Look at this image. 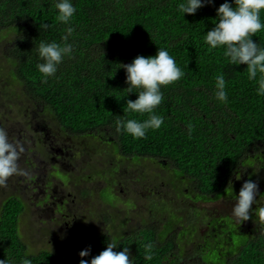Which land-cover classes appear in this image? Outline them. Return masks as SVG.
Wrapping results in <instances>:
<instances>
[{
  "label": "trees",
  "instance_id": "1",
  "mask_svg": "<svg viewBox=\"0 0 264 264\" xmlns=\"http://www.w3.org/2000/svg\"><path fill=\"white\" fill-rule=\"evenodd\" d=\"M72 2L75 31L68 43L73 45V54L45 82L36 67L43 62L36 49L41 42L63 44L66 28L57 20L55 0H0V26L7 30L5 37L14 35L7 46L11 56L6 58L12 64L14 82L26 97L45 104L48 117L66 130L81 136L96 129L110 131L115 152L168 157L181 174L193 175L212 192L228 193L236 159L264 153V96L257 95L258 85L248 79L245 64L228 63L223 48L210 50L204 42L206 32L218 20L216 8L225 0H214L194 15L184 16L178 11L181 0ZM261 20L264 22V11ZM43 23L49 25L47 30L40 28ZM252 38L264 48V31ZM159 47L169 51L184 76L162 88L164 100L155 111L164 124L149 130L145 138L134 139L122 129L117 131L116 121H143L148 116L124 111L127 100H135L138 93H127L121 65L131 63L137 55H155ZM220 74L226 81V103L212 96L215 77ZM26 208L27 202L17 195L7 198L0 209V260L7 259L10 264H20L26 253L31 264H80L81 259L90 264L113 240L118 243L114 251L127 247L134 264H169L170 257L180 255L171 256L176 244L169 240L166 245L160 233L150 229L117 239L100 233L91 240L86 257L66 248L32 251L21 231ZM244 234L249 237L239 255L227 249L226 264H264V233ZM127 237L131 240L126 243ZM149 242L153 245L151 259L146 258L144 249Z\"/></svg>",
  "mask_w": 264,
  "mask_h": 264
},
{
  "label": "rangeland",
  "instance_id": "2",
  "mask_svg": "<svg viewBox=\"0 0 264 264\" xmlns=\"http://www.w3.org/2000/svg\"><path fill=\"white\" fill-rule=\"evenodd\" d=\"M6 34L7 30L0 26V115L8 118L9 114L12 113L15 118L18 109L28 106L29 102L26 98L22 99L26 94L23 88L17 82H14L12 77L11 71L13 67L6 56H11L7 46L8 42L13 40L14 35L8 34L5 37ZM40 113L42 115L39 113L38 115H41L43 120L41 122L49 126L52 125L55 128V121L49 118L45 112ZM15 121L17 120L15 119ZM21 129L23 127L18 125L15 133L16 138L21 135ZM56 132L53 129V133ZM104 133L106 137H112L110 131H104ZM90 134L89 132L88 135L78 136V138L85 146L92 144V155H99V158H93L92 160L85 158L82 163H77L86 167L85 182L83 186H78V174L77 172L72 174L68 190L82 197L80 204L70 201L69 205H67V215L62 216L58 213H53V207L48 208L38 205V198L41 197L37 194L39 190L37 193L35 192L36 184L31 177L32 175L21 168L20 159H18V166L21 174L9 177L4 185H0V209L4 201L11 196L21 195L27 202V208L21 217V231L24 240L32 251H39L43 248H53L55 250L66 248L81 251L88 248L91 240L100 233L116 236L115 239H117V237L139 233L140 231H137L139 228H144L148 225L163 226L168 222L167 218L170 210L163 214L162 208L170 200L175 201L177 199V193L174 192L176 189L173 190L172 188L174 186L173 174L160 166L157 162L158 160L152 159L142 160L139 162L140 164L133 163L135 161L130 160L122 165L120 171L114 172L118 165H114L112 162L119 161L118 155L115 154V158H108L112 156V153L109 149L102 147V143H97V138ZM51 135L52 132L50 131L44 133L43 137L47 143L53 139ZM74 136V134H70L67 142H71ZM9 140L12 142L10 138ZM17 142L15 141L14 143ZM22 146L25 148V143ZM48 154H50L49 149ZM259 156L264 158L263 154ZM47 158L48 156L42 160V163ZM251 160L252 158H249L248 161L246 160L243 168H240V171L238 170L237 175H240L241 178L237 179L234 183L235 185L228 188V190L242 187L244 183L243 174L248 165H251ZM52 169L56 170V167H52ZM24 172L27 175L22 174ZM263 173L264 169L262 167L260 174L263 175ZM247 174L250 177L249 179L253 180L255 173L252 169L248 170ZM47 175L51 176V172ZM47 175L44 174L41 179L43 181L46 180ZM116 177L124 181L123 189H114L112 180ZM152 185H155V188L158 186V189L153 193L150 189ZM161 195H163V198L167 195L165 204L159 198ZM235 197L229 196L221 201L222 207L217 204L213 205L215 209L220 210V216H230L228 219L233 217L232 207L236 202ZM156 200L158 204L155 202ZM250 217L251 219L249 218L247 221L252 224V227L254 229L257 228L258 231L262 229V233H264V226L259 224L254 210ZM174 218V214L169 215L170 223L169 225L167 223L162 233L163 238ZM182 226L184 225L182 224ZM186 233L187 230L181 228L177 233L178 240L182 241ZM248 237L245 234L244 237H241V234L233 235V243L228 249L235 251V254L239 255L240 247L246 242ZM126 240L127 243L131 238L127 237ZM199 242L195 243L196 247H199ZM200 257L198 255L190 264H208L209 261H213L216 264L222 260H224L223 264L227 263V257H217L215 254H206L203 259L205 263L201 262ZM184 260L192 261L193 259L185 258ZM182 264L189 263L183 262Z\"/></svg>",
  "mask_w": 264,
  "mask_h": 264
},
{
  "label": "clouds",
  "instance_id": "3",
  "mask_svg": "<svg viewBox=\"0 0 264 264\" xmlns=\"http://www.w3.org/2000/svg\"><path fill=\"white\" fill-rule=\"evenodd\" d=\"M212 4L214 0H181L178 11L183 16L186 13L194 15L201 7ZM55 8L58 10L57 20L66 26L65 35L62 37L64 43L41 42L36 49L39 58L43 61L36 67L45 82L49 77L55 76L59 65L66 57L71 58L73 54V45L68 43V40L75 31L72 19L76 13V7L72 0H55ZM262 11H264V0H232L231 3L225 0L216 8L218 20L213 21L214 27L204 36V42L210 50L223 48V55L228 63L246 65L248 79L256 81L258 85L256 88L258 96H264V48L259 47L258 42L252 37L264 31V22L261 20ZM48 27L47 23L40 24L41 29L47 30ZM121 67L126 72L127 93H138L135 100H127L124 111L140 115L147 114L148 118L143 121L117 120V131L122 129L134 139L145 138L149 130H158L164 124V118L157 115L155 111L164 100L162 88L179 81L184 76V72L169 51L160 47L155 55L147 57L137 55L131 63L123 64ZM212 96L222 103L227 102L228 94L223 74L215 77ZM261 147L264 148V144ZM23 151V146L11 142L7 132L0 128V185H4L9 177L21 174L18 159ZM147 156L159 158L156 155ZM117 168L118 166L116 170ZM22 174L27 175L26 172ZM240 178V175H236V179ZM258 195L259 199H257ZM260 200H264V196H261L258 183L251 179L245 180L239 194L235 197L236 202L232 207L233 217L242 223L249 220L254 210L260 221H264V206L257 209L255 206ZM117 247L118 243L115 240L107 243L106 249L92 257L90 264H134V258H129V249L124 247L122 251H114ZM144 249L146 258L151 259L152 243H146ZM89 254V248L79 253L81 257L89 256ZM28 255L29 253L25 254L20 264H31V261L27 259ZM0 264H10V262L7 259L0 260ZM80 264H89V261L81 259Z\"/></svg>",
  "mask_w": 264,
  "mask_h": 264
},
{
  "label": "flooded vegetation",
  "instance_id": "4",
  "mask_svg": "<svg viewBox=\"0 0 264 264\" xmlns=\"http://www.w3.org/2000/svg\"><path fill=\"white\" fill-rule=\"evenodd\" d=\"M25 98L28 100L29 105L18 109L15 118L12 113L9 114L10 116H8V118L0 115V128H3L7 132L8 137L13 143L15 141H18L17 143L21 145L25 143L24 151L20 153L19 159L21 160V168L32 175L31 177L36 184L34 188L35 192L37 193L39 190L37 194L41 197L38 198V205L48 208L53 207V213L65 216L67 215V205H69L70 201L80 204L82 197L68 190L72 174L76 172L78 174L79 184L83 185L85 182L84 175L86 167L77 163H82L85 158L91 160L93 158H99V155H92V144L85 146L80 138H78V136L81 135L70 131V129L66 130L63 124L55 122V128H53L52 125L49 126L41 122L43 120L40 112L48 111V108L45 104H39L37 99L29 96L22 97V99ZM38 113L41 115H38ZM15 119L17 121H15ZM18 125H21L23 129H21V135L16 138L15 133ZM53 129L57 132L53 133ZM47 131L52 132L51 137L53 139L50 140L49 143H47L43 137L44 133ZM90 133L91 136L97 138V143H102V147L109 149L112 153V156L108 158H115V154L118 155L119 161L112 162L118 165L117 170H115L116 172H118V170L120 171V167L130 160L135 161L133 163L140 164L139 162L142 160L157 158L147 155L133 156L129 153L119 154L115 152V145L111 144V142L113 143L112 137H106L104 132H99V129L94 131L91 130ZM70 134H74L75 136L71 139V142H67ZM259 145H261V143H259ZM48 149L50 150V154H48ZM253 155L255 158H252L251 165H248L246 168L243 174V182L250 178L248 177L247 171L252 169L255 173L252 179L258 183L261 196H264V173L263 175L260 174L261 168L263 167L264 169V158H260L259 155H255L254 153ZM46 156H48V158L42 163V160H44ZM158 157L159 158L152 160H158L157 162L160 166L173 174L174 186H172V188L173 190L176 189L174 192L177 193V199L175 201L170 200L167 205L162 208L163 214L170 210L168 214L175 215L174 221L165 233L163 242H166L165 244L167 245L170 240L176 244L175 252H172L171 256H174L177 252L180 254L179 256L176 254L178 257L177 259H175V257H170L169 264H182L183 262L190 264L198 255L201 256L200 259L201 262H203L206 254H215L217 257L222 256L225 258L228 257V244L233 240V235L244 234L246 231L250 233L255 232L256 235L259 232L262 233V229L261 231H258L257 228L254 229L252 224L248 221L240 223L234 217L228 219L230 216H220V210L213 207L214 204L222 207L221 201L230 196L228 193L232 192L238 195L241 187L228 190V193L227 191L212 192L210 188L203 187L201 182L193 175L181 174L178 165L176 163L174 165L170 158L163 156ZM248 159L249 158L246 157L236 159L237 169L233 173L230 187L235 185L234 183L237 180L236 175L241 170L240 168H243ZM52 167H56V170H53ZM50 172L51 176L47 175ZM44 174H46L47 177L46 180L43 181L41 178ZM112 184L114 185V189H123L124 181L116 177L112 180ZM148 185L150 184L148 183ZM150 189L153 193L158 189V186L155 188V185H152ZM110 191L112 190L110 189ZM159 198L165 204L167 195L164 198L163 195H161ZM257 199H259V197ZM263 201L264 200H260L257 205L255 204L256 209L264 206ZM155 202L157 203V200ZM169 215L167 218L168 222L163 226L148 225L144 228H139L137 231L142 232L150 229L157 231L162 236L167 223L168 225L170 223ZM255 216L259 220V224L264 226L263 221H260L258 215L255 214ZM182 224L184 226H182ZM181 228L186 229L187 233L184 235L182 241H179L177 233ZM198 241H200L198 244L199 247H196L197 245L195 243ZM185 258L193 260H184ZM209 263L212 264L213 262L209 261Z\"/></svg>",
  "mask_w": 264,
  "mask_h": 264
}]
</instances>
